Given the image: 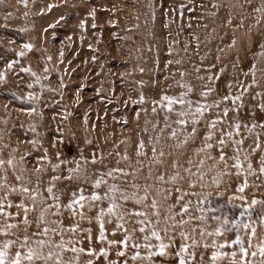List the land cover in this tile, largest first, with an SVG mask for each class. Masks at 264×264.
I'll use <instances>...</instances> for the list:
<instances>
[{
  "label": "rangeland",
  "instance_id": "374dc122",
  "mask_svg": "<svg viewBox=\"0 0 264 264\" xmlns=\"http://www.w3.org/2000/svg\"><path fill=\"white\" fill-rule=\"evenodd\" d=\"M239 1L241 4L244 2ZM200 2L201 0H193L192 3L189 0H0V71L5 72L4 81H0V159H13L12 167L4 166L8 184L17 186L15 177L20 175L25 182L31 181L29 187H34L38 178L43 182V187H46L52 175L66 176L67 168L75 167L71 162L83 163L82 157L96 155L103 159L105 165L114 167L116 160L120 158L116 156L117 152L123 155L127 148L129 155H133L138 130L147 126L149 134H153L151 124L156 123L157 116L151 111L152 100L159 99L161 90L167 89L169 85H173L169 94L176 95L181 91L174 86L175 81L181 79L179 71L187 73L183 78L184 82L196 87L197 92L201 83L209 82L196 78L198 74L193 70L194 65H202L205 69L199 73L201 76L219 75V79L211 85L218 91L226 87L229 81L236 79L234 68L247 64L264 33V24H256L258 14L249 15L253 7L261 4V0H253L251 6L245 5L243 9L234 7L237 0H219L222 6L217 17L204 16L202 19ZM181 3L185 5L184 9H179ZM49 4L54 5L51 10L48 9ZM188 8L193 10L187 11ZM230 11L235 14L234 25L239 23L241 15L246 17L243 28L233 30L232 26L223 23ZM204 25H208L207 29ZM248 25L253 26L250 34ZM213 28L216 29L214 33ZM193 35L199 37L198 49L196 41L191 39ZM233 38L236 43L229 48ZM25 44H31L32 48H24ZM185 44L189 45L187 54L178 55L179 50L184 51ZM258 46L262 49L260 43ZM19 52H24L25 55H17ZM248 53L250 54L247 55ZM217 56L220 57L219 60L216 59ZM201 57H204L203 62ZM170 60H181L182 63L169 64ZM10 61L15 63L11 70H7L6 65ZM209 65L215 67L207 70ZM140 81L143 83H139ZM141 94L144 95L145 102L133 103L139 100ZM212 98L214 97L209 102ZM224 106L221 105L222 108ZM137 113H140L139 118ZM146 120L151 123L146 125ZM159 120V126L162 127V114ZM199 127L202 137L203 123ZM161 144H165L163 138ZM198 146L199 140L190 145L187 151L191 154V149ZM243 147L250 154L246 142ZM168 150L165 147V151ZM227 151L231 155V149ZM212 155L217 159H205L201 169L204 173L203 180L193 177L195 183L191 188L186 183H181L188 192L199 193L186 197L191 202L189 212L193 217L201 215L196 210L198 207L213 208L216 211L204 213L207 217L205 221L192 219L182 229L176 227L171 230L169 235L174 237V243L166 250L167 255H154L148 259L132 261L130 257L133 250L127 249V257H118L116 253L121 250L120 247L107 243V240L123 238L121 233L112 235L115 224H105L106 240L101 243L97 240L99 224L95 219L91 223L84 219L80 221V227L91 229L92 240L89 243L88 232L78 233L76 238L81 241L80 246L85 249L92 247L97 253L103 247L108 251V256L105 259L103 256L90 257L82 254L80 264H86L89 259L93 264H108V261L124 264L125 259L128 264H178L174 254L181 243L189 245L188 253L184 254L188 264H242L238 246L226 245L223 249L219 248L220 244L235 238V231L226 235L203 237L199 233L201 228L205 233L215 232L218 225L211 219L212 216L227 215L238 222H247L248 215L240 217L239 212L253 199L264 201V188L259 186L256 179L258 176L262 178L264 173L256 170L254 173L257 176H253V170L249 173L247 162H243V171L237 177L236 168L226 169L224 163L218 161V150L213 149ZM45 156L47 159H42ZM241 159L243 160V154ZM61 160L69 163L62 164L54 172L50 165ZM233 163L228 161L229 165ZM39 165L44 166V171L37 173ZM87 167L91 173L94 167L100 165ZM121 167H127V163L122 161ZM193 171L196 169L193 168ZM224 172L228 174L222 175ZM0 174H3L2 171ZM146 175L145 169L138 178L140 184L145 183ZM235 178L241 181L236 184ZM245 181L244 191L240 192L238 189ZM75 183L66 179L56 181L58 190L65 192L63 202H67V193L74 189ZM6 192L7 189L0 190V196ZM241 196L244 197L243 200L240 199ZM9 199L15 204L22 196L10 194ZM170 202H174V199ZM25 203L30 206L29 200H25ZM262 208L264 205L257 204L250 210L254 221L251 226L256 229V235L252 237V247L248 249V256L244 259L253 264H261L264 260L257 247L264 241ZM8 211L15 213L17 209L13 207ZM85 211L87 216L96 215L95 211ZM175 211L179 212V206ZM37 215L38 212L29 213V216ZM164 215L166 211L162 207L161 229L165 226ZM22 216L21 211V217L10 222L17 223ZM68 216L69 213L65 211V225L74 222ZM46 219L56 217L47 216ZM175 219L188 220L189 217L180 214ZM22 227L23 225L20 229L11 231L18 232ZM194 227L195 233L192 231ZM35 228L33 223L31 231ZM181 230L189 235V240L181 238ZM19 235L22 237L23 231ZM161 235L164 236L163 231ZM240 235L247 247L251 229L241 228ZM3 239L5 237L0 236V241ZM192 239L197 241L195 246L192 245ZM152 242L158 243L155 240ZM214 242L216 247L212 246ZM164 243H170L167 237ZM205 244L208 245L207 248L204 247ZM233 250L237 252L234 259L230 255ZM14 251L15 248L12 252ZM138 251L142 257H147V249L141 248ZM214 251L228 255H221L212 261ZM253 251L257 252L255 257L251 255ZM192 253L195 254L194 259L190 255Z\"/></svg>",
  "mask_w": 264,
  "mask_h": 264
},
{
  "label": "snow or ice",
  "instance_id": "6c2138e0",
  "mask_svg": "<svg viewBox=\"0 0 264 264\" xmlns=\"http://www.w3.org/2000/svg\"><path fill=\"white\" fill-rule=\"evenodd\" d=\"M193 0H189L192 3ZM253 0H244L243 4L237 0V5L243 9L245 5L251 6ZM222 5L219 0H201L199 7L202 10L201 19L204 16L215 18L218 15V10ZM54 5L49 4L48 9L51 10ZM183 3L179 4V9H184ZM188 8L187 11H192ZM258 14L256 16V24H264V0L257 7H253L249 15ZM183 15V12H181ZM235 14L230 11L224 24L232 26L233 30L236 28H243L246 17L240 16L239 23L233 24ZM83 26V22H81ZM52 27V25H49ZM95 27V25H93ZM167 27V25H165ZM207 29L208 25H204ZM252 25H248V33L252 32ZM213 33L216 31L213 28ZM192 40L196 41V48L200 46L199 37L193 35ZM236 41L233 38L232 43L228 45L229 48L235 45ZM24 48L31 49V44L23 45ZM189 45L185 44L184 52L187 54ZM171 51V49H169ZM223 51V49H219ZM17 55L24 56V52H19ZM261 63H264V51L257 54ZM219 56L216 57L219 60ZM51 59V57H49ZM95 59V58H94ZM204 57H201L203 62ZM14 61L7 63V70L13 68ZM169 64L175 63L180 65L181 60L169 61ZM215 65H209L207 70L214 68ZM193 70L198 74L197 79L200 81H208L209 83H201L199 85V92L196 87L190 83H185L183 78L187 75L185 71H179L180 80H176L175 87L181 91L172 95L169 90L173 85H169L167 89H162L159 99H153L152 113L157 116L156 123H152L153 134H149V128L145 126L138 130V141L135 144V151L133 155H129L128 149L124 150L123 155L120 152L116 153L117 157L114 167H110L103 163L102 158L92 155L90 158L82 157L83 163L80 161H72L75 167L67 168V175H52L46 187H43V182L37 179L34 187L28 185L31 181H24L20 175L15 177L17 186L9 185L7 182V171L4 168L13 166V159L9 157L7 160L0 159V190L7 189L5 195L0 196V236L5 237L0 241V264H80V256L86 254L88 256H103L107 259L108 251L101 247L97 253L95 249L89 247L85 249L80 246L81 241L77 239V234L88 232V240L91 243L92 237L90 235L91 229H82L80 221L87 219L90 223L93 219L99 224L100 232L97 237L98 242H105V224L114 223L115 229L112 235L116 236L121 233L123 238L120 240L111 239L107 243L120 247L117 251L118 257H127V249H132L130 259L136 261L138 259H148L154 255H167V249L174 243V237L169 235L171 230L176 227L183 228V225L189 223L190 220L205 221L207 217L206 212H215L213 208L198 207L196 210L201 213L198 216H192L189 212L190 201L186 200L189 195H199V193H190L183 187L181 182L188 185L189 188L194 186L195 181L192 179L196 177L197 180H203L204 173L201 171L205 163V159L216 160L212 155V150L216 149L219 152L218 161L223 162L225 168H236V175L239 177L243 171L242 163L247 162V169L249 173L252 171V161L249 158V152L244 149L245 142L252 138L255 134L254 144L250 151L256 152L261 147V136L264 135V122H253L251 125L244 123L238 117H229L230 112H238L244 102L246 94L251 95L253 100H257L255 105L259 111L264 112V92H256L254 95L250 89L260 85L261 80H264V67H258L257 63H252L247 72L243 73L245 76L251 75V83L246 84L245 81L234 79L229 81L226 85L227 91L222 93L216 88L212 87V83L219 79V75L201 76L199 73L203 69L201 66H193ZM29 71V69H23ZM47 71V69H45ZM143 72V69H140ZM221 71H223L221 69ZM260 78H257V74ZM5 72L0 71V81H4ZM39 78H37V82ZM139 83H143L140 81ZM31 87V85H28ZM211 102H209V99ZM259 98V99H258ZM31 99V94H29ZM145 102L143 94L140 95L138 101L133 103ZM221 105H225L221 109ZM163 115V126L160 127L161 121L159 116ZM140 113H137L139 118ZM151 123L146 120L145 124ZM203 123V136L201 137V129L199 125ZM246 130L248 135H244L241 129ZM259 128L261 131L256 132ZM190 129V130H189ZM147 136V139H145ZM218 137V138H217ZM164 139L165 144H161V139ZM199 140L200 146L192 148L191 154L187 151L190 145L195 144ZM34 143V142H33ZM91 143V141H89ZM165 147L169 150L166 152ZM228 149H231V155L228 154ZM243 154V160L241 156ZM193 157L196 159L194 160ZM23 159V158H21ZM42 159H47V156ZM126 162L127 167H121V162ZM228 161H234L232 165ZM69 162L61 160L59 163L51 164L52 170L61 168L62 164ZM88 165H100L94 167L91 173L88 172ZM259 171L264 173V155L259 160ZM193 168L196 171H193ZM147 170L145 176V183L142 185L138 182L141 173ZM44 171V166L39 165L36 172ZM228 172L222 173L227 175ZM66 179L74 181L75 187L67 193L68 200L63 202L62 197L65 192L58 190L56 181ZM218 183L219 181H214ZM203 186V185H201ZM245 184L238 190L244 191ZM66 191V190H65ZM47 193V195H45ZM10 194H19L22 199L18 203H13L9 199ZM157 197H160L159 199ZM174 199V202H170ZM244 199L243 196L240 197ZM25 200L30 201L29 204ZM264 205V201L253 199L250 204H247L242 211L239 212L240 217L248 215L247 222H238L236 219L227 215L212 216L211 219L216 221L217 227L215 232L205 233L204 229H200V236L205 235H226L233 231L236 232L235 238L225 244H220L219 248L223 249L226 245L232 247L238 246L241 256L242 264H253L252 261H246L244 258L248 256V249L252 247V237L256 235V229L251 225L254 223L251 219V209L257 205ZM179 206V212L175 209ZM15 207V213L8 211ZM165 208L166 215L163 216L165 226L160 228L161 224V208ZM234 207H239L234 205ZM87 213L95 211V217L87 216ZM23 216L17 223L10 221ZM67 211L69 220L74 221L65 225L63 213ZM264 213V208L261 209ZM36 213L38 215L34 220L29 219V213ZM180 214L188 215L189 219L176 220L175 217ZM47 216L56 217V219L48 220ZM79 218L78 220L76 218ZM264 221V215L261 216ZM171 221V223H169ZM36 225L34 231H29L32 224ZM23 225L22 237L18 232H12L13 229H20ZM130 226V227H129ZM243 229H251V235L247 238V247H245V240L241 238L240 231ZM163 231L164 236L161 235ZM193 233L196 228L192 229ZM139 234V235H137ZM179 235L183 240H189L190 237L183 230ZM65 236L68 238L65 239ZM14 237V238H13ZM170 243H164V239ZM155 240L158 243L154 244ZM197 241L192 239V245L195 246ZM216 247L215 242L212 245ZM208 247L207 244L204 245ZM259 255L264 258V241H261L257 246ZM15 248L14 254L12 250ZM144 248L148 250L147 257H142L139 249ZM189 245L181 243L179 250L174 254L178 259V264H188L184 254L188 253ZM26 249V251H25ZM70 254V255H68ZM194 259L195 254H190ZM221 255H228V253L213 252L212 261L217 260ZM230 255L233 259L237 252L233 250ZM253 257L257 255L256 251L251 253ZM203 259V254L201 255ZM86 264H93L91 259L87 260ZM108 264H115L113 261H108ZM124 264H128V260H124ZM264 264V260L261 261Z\"/></svg>",
  "mask_w": 264,
  "mask_h": 264
},
{
  "label": "bare ground",
  "instance_id": "6f19581e",
  "mask_svg": "<svg viewBox=\"0 0 264 264\" xmlns=\"http://www.w3.org/2000/svg\"><path fill=\"white\" fill-rule=\"evenodd\" d=\"M239 3H240V1H239ZM256 40H257V38H256ZM258 43H260V45H262V49H261V46L259 48ZM258 43H257V46L254 45V46H256V51H255V53H253V56L248 60L247 64H245L244 66H236L234 68L235 74L237 76L236 79L245 81L246 84L251 83L252 77H251V75L245 76L243 73L248 71V69L251 67L252 63H257L258 67H264V63H261L260 60L258 59V56H257L258 53H260L261 51H264V33L261 36V38L259 39ZM255 44H256V42H255ZM188 50H189V48H188ZM181 54H185V52L182 50H179L178 55H181ZM249 54L250 53H248L247 55H249ZM248 57H250V56H248ZM257 78L258 79L260 78L259 73L257 74ZM226 91H227L226 87H223L220 89V92H222V93H225ZM250 92L253 95L256 92H264V80H261L259 86L251 88ZM256 104H257V100H253L251 95L246 94L244 97V102H243L242 106L240 107L239 111L238 112H230L229 117L230 118L231 117H238L244 123H248L249 125H251V123H253V122H256V123L264 122V112L259 111V109L255 107ZM221 109H222V107H221ZM260 131L261 130L259 128L256 129V132H260ZM242 133L244 135H248L246 130L244 131L243 128H242ZM254 139H255V134L252 135V138H250L248 141H246V144L250 149L252 147H255ZM262 155H264V135L261 136V147L259 149H257L256 152H254V153L250 152V154H249V158L252 161V165H253V167H252L253 173L256 170L258 171L260 168L259 160H260V157ZM231 162H234V161H231ZM253 176H257V175H255V173H254ZM258 177L259 178H256L257 183H259V186L261 188H264V175L262 178H261V176H258ZM240 181H241V179H239V178L234 179V183H236V184H238ZM29 219L34 220L35 217L29 216ZM21 231L22 230H18V233H20ZM29 231H31V228ZM25 251H26V249H25ZM13 254H14V252H13Z\"/></svg>",
  "mask_w": 264,
  "mask_h": 264
}]
</instances>
